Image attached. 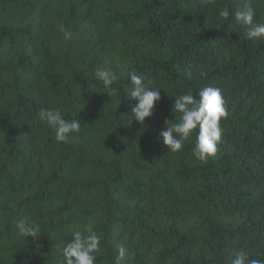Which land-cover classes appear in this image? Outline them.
<instances>
[{"label":"trees","instance_id":"trees-1","mask_svg":"<svg viewBox=\"0 0 264 264\" xmlns=\"http://www.w3.org/2000/svg\"><path fill=\"white\" fill-rule=\"evenodd\" d=\"M247 10L264 23V0H0V264H61L57 245L88 226L95 264H116L117 245L122 264L264 260V39L236 20ZM98 66L118 77L111 97ZM132 69L160 90L143 125L128 121ZM205 86L227 111L207 163L198 129L178 152L159 135ZM42 108L80 132L57 142ZM21 218L39 238L18 235Z\"/></svg>","mask_w":264,"mask_h":264},{"label":"clouds","instance_id":"clouds-1","mask_svg":"<svg viewBox=\"0 0 264 264\" xmlns=\"http://www.w3.org/2000/svg\"><path fill=\"white\" fill-rule=\"evenodd\" d=\"M219 16L227 19L229 13L226 9L219 12ZM236 20L243 25L249 26L247 38L249 40L264 39V23H253V13L251 10L237 11ZM60 31L63 39L70 41L73 38L72 31L65 30L61 25ZM95 78L100 81L110 97L117 92L112 85L118 80L116 73L106 67L98 66L94 69ZM131 84L129 96L136 101L128 116L129 123L135 121L141 125L145 119L152 115L154 104L161 99L160 90L150 87L153 81L137 74L135 69L128 72ZM145 80L147 81L145 83ZM171 111L179 113V120L169 125L159 135L162 144L167 148V152H178L184 147V142L192 136L193 130H197L192 155L199 161L207 163L209 157L217 152V145L221 141L222 128L221 119L227 116L225 101L221 90L213 86L203 87L198 96L192 93L182 94L174 100ZM40 120L54 131V139L57 142L68 141L70 134H78L81 130L79 119L66 120L58 109L42 108L39 111ZM13 224L18 235L32 239L39 238L41 227L39 224L29 223L27 219L14 220ZM71 240L57 248L61 252V264H95L101 244V236L90 226L86 232L74 231ZM128 255L127 249L123 245H117L116 264H122ZM231 264H264L262 259H250L244 252H238L231 259Z\"/></svg>","mask_w":264,"mask_h":264}]
</instances>
